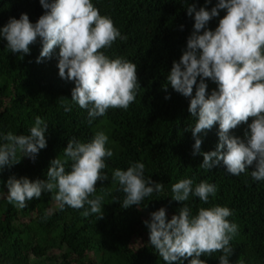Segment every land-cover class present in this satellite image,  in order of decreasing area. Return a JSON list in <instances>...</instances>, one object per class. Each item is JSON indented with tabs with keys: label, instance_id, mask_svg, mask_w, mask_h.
<instances>
[{
	"label": "trees",
	"instance_id": "obj_1",
	"mask_svg": "<svg viewBox=\"0 0 264 264\" xmlns=\"http://www.w3.org/2000/svg\"><path fill=\"white\" fill-rule=\"evenodd\" d=\"M0 264H264V0H0Z\"/></svg>",
	"mask_w": 264,
	"mask_h": 264
},
{
	"label": "rangeland",
	"instance_id": "obj_2",
	"mask_svg": "<svg viewBox=\"0 0 264 264\" xmlns=\"http://www.w3.org/2000/svg\"><path fill=\"white\" fill-rule=\"evenodd\" d=\"M105 134H106V130H102L101 128L99 129V132H98V137L100 140H104V137H105Z\"/></svg>",
	"mask_w": 264,
	"mask_h": 264
}]
</instances>
